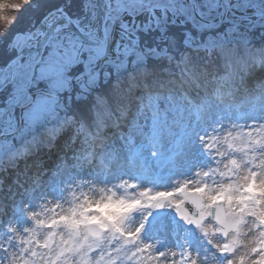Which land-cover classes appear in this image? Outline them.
I'll return each instance as SVG.
<instances>
[{"label":"snow or ice","instance_id":"snow-or-ice-1","mask_svg":"<svg viewBox=\"0 0 264 264\" xmlns=\"http://www.w3.org/2000/svg\"><path fill=\"white\" fill-rule=\"evenodd\" d=\"M0 264H264V0H0Z\"/></svg>","mask_w":264,"mask_h":264}]
</instances>
